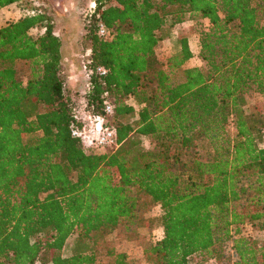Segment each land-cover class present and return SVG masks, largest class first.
<instances>
[{
	"label": "trees",
	"instance_id": "obj_1",
	"mask_svg": "<svg viewBox=\"0 0 264 264\" xmlns=\"http://www.w3.org/2000/svg\"><path fill=\"white\" fill-rule=\"evenodd\" d=\"M92 2L84 97L105 118L104 100L113 104L117 146L104 152L71 133L82 123L52 16L41 2L0 0L25 10L0 26V264H137L109 238L122 222L146 264H264V237L241 234L264 229V101L245 110L264 94V0ZM187 20L208 21L202 62L187 63L184 31L159 58V43ZM154 205L162 236L129 232Z\"/></svg>",
	"mask_w": 264,
	"mask_h": 264
},
{
	"label": "rangeland",
	"instance_id": "obj_2",
	"mask_svg": "<svg viewBox=\"0 0 264 264\" xmlns=\"http://www.w3.org/2000/svg\"><path fill=\"white\" fill-rule=\"evenodd\" d=\"M31 2H34L35 4L40 2L43 3L46 11L52 16L54 22L53 30L55 34L60 37L62 42V64L60 75L63 79L65 90L74 103L75 115L82 123V126L85 125L86 134H88L90 138H94L96 135L92 130L93 117L90 116L91 113L84 97L88 88V75L85 70V64L89 54L85 32L88 16L93 10V2L92 0H31ZM23 7L24 3H21L19 5H12L0 9V26L21 17L25 13ZM207 27V20H198L197 22L195 20H187L184 23L177 25L174 32L159 43L156 49L159 58L164 59L167 55L172 54L176 50V36L180 31H184L188 36L189 45L194 54L192 59L187 63L189 65L200 64L202 61L197 54L199 51L198 30L199 28ZM41 30L42 29L40 28H34L29 32L33 36H36ZM259 101H264V94H251L247 97L245 110L248 111L254 103ZM106 121L111 123V114H108ZM227 128L231 132L233 131L231 123ZM143 144L148 147V140L143 139ZM202 146L204 147V144H202ZM110 148L111 147H95L94 151L104 152ZM144 216L150 220L147 225H137L136 223H133L128 231L134 232L146 240L156 241L162 236L160 207L158 205L152 206ZM124 224L125 223L122 222L118 227L121 236H119V234L118 236H115L113 233L109 238L116 249L124 252L130 261L137 264H146L142 256L141 239L128 240L125 237ZM241 234L256 239H262L264 237V229H257L251 225H245L242 227ZM75 238V235H71L67 238L61 251L62 255L68 256L71 254ZM190 264H194V261H191ZM203 264L214 263L209 260Z\"/></svg>",
	"mask_w": 264,
	"mask_h": 264
},
{
	"label": "built area",
	"instance_id": "obj_3",
	"mask_svg": "<svg viewBox=\"0 0 264 264\" xmlns=\"http://www.w3.org/2000/svg\"><path fill=\"white\" fill-rule=\"evenodd\" d=\"M94 8V4L92 3ZM98 33L102 37H108L109 30H107L104 25L99 22L98 24ZM87 75L89 76L90 71L87 70ZM96 72L104 75L107 72V69L103 66H99L96 68ZM104 111L106 114H112L113 112V104L109 99L104 100ZM93 125L92 130L96 135L94 138H90L88 134H86L85 125L81 128L75 127L71 130L72 135L81 137L85 142L94 144L97 147H114L117 146L115 130L110 125L106 124V118L100 115H93Z\"/></svg>",
	"mask_w": 264,
	"mask_h": 264
},
{
	"label": "crops",
	"instance_id": "obj_4",
	"mask_svg": "<svg viewBox=\"0 0 264 264\" xmlns=\"http://www.w3.org/2000/svg\"><path fill=\"white\" fill-rule=\"evenodd\" d=\"M15 3H12V4H9V5H7V6H5V7H2V8H6V7H9V6H12V5H14ZM2 8H0V9H2Z\"/></svg>",
	"mask_w": 264,
	"mask_h": 264
}]
</instances>
